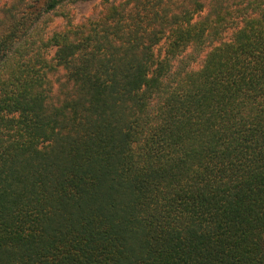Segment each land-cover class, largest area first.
Here are the masks:
<instances>
[{
  "label": "trees",
  "instance_id": "trees-1",
  "mask_svg": "<svg viewBox=\"0 0 264 264\" xmlns=\"http://www.w3.org/2000/svg\"><path fill=\"white\" fill-rule=\"evenodd\" d=\"M88 1L0 0V264H264V0Z\"/></svg>",
  "mask_w": 264,
  "mask_h": 264
},
{
  "label": "rangeland",
  "instance_id": "rangeland-1",
  "mask_svg": "<svg viewBox=\"0 0 264 264\" xmlns=\"http://www.w3.org/2000/svg\"><path fill=\"white\" fill-rule=\"evenodd\" d=\"M101 0H91L84 3H77L71 7L74 10L75 17L77 20L81 19L82 17L91 14L95 8L99 7ZM65 21L62 18H57L53 23L49 26V31H54L59 26H64ZM54 55V50L50 52V56Z\"/></svg>",
  "mask_w": 264,
  "mask_h": 264
}]
</instances>
